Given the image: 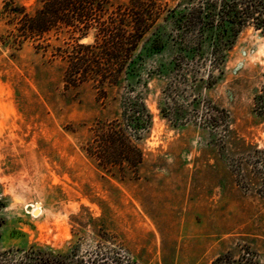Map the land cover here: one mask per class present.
Here are the masks:
<instances>
[{"label": "rangeland", "instance_id": "374dc122", "mask_svg": "<svg viewBox=\"0 0 264 264\" xmlns=\"http://www.w3.org/2000/svg\"><path fill=\"white\" fill-rule=\"evenodd\" d=\"M162 27L142 42L138 75L105 88L107 97L90 82L64 86V62L51 55L62 38L45 51L0 44L1 251L83 253L102 242L137 264H210L226 253L264 264V117L253 105L264 87V36L243 29L219 74L206 62L208 38L206 61L179 67L172 26ZM156 37L162 50L152 49ZM130 88L153 117L137 142L138 178L121 182L82 147L96 123L119 115Z\"/></svg>", "mask_w": 264, "mask_h": 264}, {"label": "trees", "instance_id": "16d2710c", "mask_svg": "<svg viewBox=\"0 0 264 264\" xmlns=\"http://www.w3.org/2000/svg\"><path fill=\"white\" fill-rule=\"evenodd\" d=\"M33 0L29 7L16 0H4L0 23L4 32L0 44L11 51L33 43L45 51L51 37L62 45L53 47L52 57L64 62V86L77 87L90 82L107 97L105 88H115L138 75L143 58L139 52L149 33L170 23L169 40L177 49V66L201 65L207 58L202 45L209 39L207 63L210 71L222 73L236 37L253 28L264 36V0ZM159 38L152 49L162 50ZM199 59V60H197ZM205 62V63H206ZM211 81L213 76H209ZM127 91L120 100V113L110 121L96 123L82 151L105 176L123 182L138 178L143 163L137 144L149 132L152 114L140 96ZM254 111L264 117V87L253 98ZM228 131V130H227ZM242 150L246 149L241 142ZM3 220L0 218V226ZM102 241H106L100 236ZM119 249V243L114 244ZM0 264H137L102 242L83 253L53 250L31 244L26 249L1 251ZM210 264H256L254 257L231 253L216 256Z\"/></svg>", "mask_w": 264, "mask_h": 264}, {"label": "bare ground", "instance_id": "6f19581e", "mask_svg": "<svg viewBox=\"0 0 264 264\" xmlns=\"http://www.w3.org/2000/svg\"><path fill=\"white\" fill-rule=\"evenodd\" d=\"M34 216L37 217L40 215V210L37 209L36 211L33 212Z\"/></svg>", "mask_w": 264, "mask_h": 264}]
</instances>
